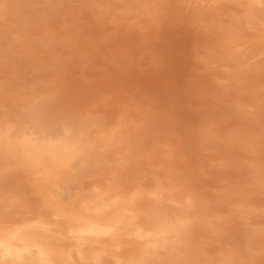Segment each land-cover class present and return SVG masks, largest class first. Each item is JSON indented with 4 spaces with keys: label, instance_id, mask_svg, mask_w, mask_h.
I'll return each mask as SVG.
<instances>
[{
    "label": "clouds",
    "instance_id": "clouds-1",
    "mask_svg": "<svg viewBox=\"0 0 264 264\" xmlns=\"http://www.w3.org/2000/svg\"><path fill=\"white\" fill-rule=\"evenodd\" d=\"M0 264H264V0H0Z\"/></svg>",
    "mask_w": 264,
    "mask_h": 264
}]
</instances>
